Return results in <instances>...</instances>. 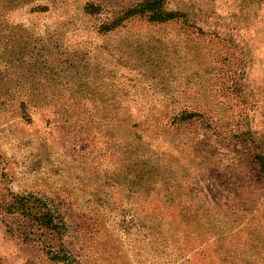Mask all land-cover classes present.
<instances>
[{
    "label": "rangeland",
    "instance_id": "rangeland-1",
    "mask_svg": "<svg viewBox=\"0 0 264 264\" xmlns=\"http://www.w3.org/2000/svg\"><path fill=\"white\" fill-rule=\"evenodd\" d=\"M143 1L0 0V264H264V0Z\"/></svg>",
    "mask_w": 264,
    "mask_h": 264
},
{
    "label": "trees",
    "instance_id": "trees-1",
    "mask_svg": "<svg viewBox=\"0 0 264 264\" xmlns=\"http://www.w3.org/2000/svg\"><path fill=\"white\" fill-rule=\"evenodd\" d=\"M88 11H93L92 6L87 7ZM135 15H147L151 21H166L170 19L177 18L180 16L178 12L167 11L164 9V0H144L137 7L127 11L126 16H135ZM121 25H103L102 32H109L116 29ZM196 117H201V112L187 111L180 113L173 117L174 123H180L183 121L194 120ZM258 162H260L261 169L264 170V158L261 155H256L255 157ZM140 161L135 162L138 165ZM10 211L16 212L20 211L23 215L27 216L33 222H38L40 226H44L48 229H52L55 224V218L53 213L47 208V205L42 200L31 199L28 196H17L12 195L11 203H8L5 207ZM37 211L36 213H34ZM52 260H60L65 264H73L65 256L58 257L53 256Z\"/></svg>",
    "mask_w": 264,
    "mask_h": 264
}]
</instances>
